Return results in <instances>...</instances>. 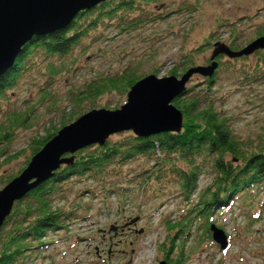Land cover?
Returning <instances> with one entry per match:
<instances>
[{
	"label": "trees",
	"instance_id": "1",
	"mask_svg": "<svg viewBox=\"0 0 264 264\" xmlns=\"http://www.w3.org/2000/svg\"><path fill=\"white\" fill-rule=\"evenodd\" d=\"M160 1L163 0H103L91 9L81 10L66 28L31 37L22 47L14 65L2 77L0 76V99L6 100L7 91L17 88L23 77L24 64L34 50L39 51L34 56L37 62L32 60L34 65L40 61L38 59L40 56L48 62L44 68L49 75L46 85L50 84L61 73L60 67L65 64L68 55L72 54L73 48L81 43L83 38L90 36L92 31L112 24L117 33L121 34L124 31L128 33L135 28L143 27L146 21L165 19L167 13L152 16L150 20L146 16L132 15L135 10L142 12L145 4ZM181 9L188 7L182 5L177 10L178 13ZM257 34V37L264 34V27H261ZM234 41L231 40L227 44L233 50L243 46L236 45ZM207 45L208 42L204 46ZM254 54L257 55V62L252 66L245 62L244 55L229 58L220 54L215 58L217 68L210 76L202 73L190 76V80L194 75H201L202 79L190 86L186 84L184 91L173 99V105L182 111V122L178 131L142 137L128 129L109 134L103 143L88 144L75 152H66L61 157L63 160L53 172V176L14 202L3 226L0 227V264H29L30 256L48 245L45 241L48 231L66 227L67 221L73 215L72 210L64 211L54 199L63 194L70 178L91 177L96 181L100 180L102 181L100 189L107 194L112 190L125 191L129 189L125 183L119 185L107 181L109 174L119 175L121 167L140 154L146 155L147 160L152 159L155 170L149 172L144 180L153 181L157 185L155 193L158 196L162 193L168 197L169 193L166 195L162 180L169 182L172 178L175 179L174 183L179 185L178 191L183 196V201L186 200L189 204L179 218L164 219L162 225L167 228L169 236L159 245V250L164 252L168 264H184L188 258L184 246L195 224L203 230L199 243L207 238L211 240L210 225L214 223L212 214L217 208L222 209L231 205L238 197L249 196L252 199L254 194L264 192V130H261L255 139H241L232 128L235 115H228L223 108L224 101L234 90L246 92L256 90L258 95L255 96L263 98L264 102V48ZM53 57L60 65L50 63ZM225 57L227 59L223 60ZM182 58L178 65L169 69V74L179 77L189 70V67L197 66L191 53L183 55ZM210 58L207 65L211 63ZM157 69L150 74H156ZM224 72H232L229 89L231 91H225L220 84L217 85ZM147 74L140 75L138 70H130L128 67L115 72L104 70L101 74L85 79L82 85L70 88L67 94L65 93L66 102L63 106L56 105L54 88L45 89L46 85L41 88L36 103L26 108L4 110L0 104V189L25 168L24 166L12 175L1 172L3 162L8 161L7 146L13 142L16 132L22 130L24 126H31L30 121L38 106L46 102L49 104L45 113L49 125L42 135L35 136L29 141L28 147L31 150L29 160L66 124L74 122L87 111L102 108L98 106V102L106 93H119L126 96L127 100L128 91L138 79ZM259 82L262 83L260 86L257 85ZM85 102L90 106H85ZM121 106L117 105L114 109ZM51 114L59 117V120L53 122L52 119L55 117L53 115L50 118ZM29 160H26L27 163ZM144 163L147 164L146 161ZM205 168L210 171L211 177L197 192L199 177ZM146 170L147 168H144L138 176L146 174ZM144 180L142 188L147 187ZM89 191L94 193L92 189ZM194 194L195 199L192 198ZM263 206L261 204V208ZM259 217L260 215L252 220L255 221ZM176 246L179 251L173 259L171 254Z\"/></svg>",
	"mask_w": 264,
	"mask_h": 264
},
{
	"label": "rangeland",
	"instance_id": "2",
	"mask_svg": "<svg viewBox=\"0 0 264 264\" xmlns=\"http://www.w3.org/2000/svg\"><path fill=\"white\" fill-rule=\"evenodd\" d=\"M182 5H187L188 9H181L178 13ZM133 14L146 16L149 20L159 14H166L167 17L160 21H146L143 27L128 33H117L112 24L92 31L90 36L83 38L73 48L72 54L60 67L61 73L47 85L49 75L44 66L48 62L40 56V61L34 65L32 60L37 62L34 56L39 52L34 50L24 64L23 77L17 88L7 91L6 100L0 99L1 107L4 110L26 108L36 103L45 85V89L54 88L56 105L63 106L70 88L82 85L85 79L104 70L115 72L128 67L144 75L158 68L155 75L166 77L170 75L169 69L178 65L183 55L188 53L192 54L197 66L208 67L212 45L216 42L229 44L235 40L236 45L246 46L248 41L257 38V31L264 27V0H163L145 4L142 12L135 10ZM207 42L209 45L204 46ZM245 57V62L250 66L256 64L257 55L254 52ZM51 62L60 65L54 57ZM231 74L222 73L217 84L225 91H231ZM200 79L201 75H194L187 85ZM261 84L259 82L257 85ZM255 95H258L256 90H234L223 104L228 115H235L232 128L241 139H255L264 130L263 98ZM125 100L126 96L119 93H106L100 98L98 106L102 107L99 109L114 110L115 106L125 104ZM85 106L90 105L85 102ZM48 108L47 102L38 106L30 121L31 126H24L14 134L13 142L7 146L8 161L3 162L2 173L12 175L26 166V160L31 156L29 141L42 135L49 125L45 116ZM54 117L53 122L59 120L56 115ZM145 156L140 154L130 159L121 167L119 175L109 174L107 181L119 185L125 183L129 188L125 191L112 190L107 194L100 189V180L91 177L70 178L63 194L56 197L54 202L64 211L72 210L73 215L65 228L48 231L45 237L48 245L34 252L29 264H122L129 259L132 264H158L165 260L164 252L159 250V245L169 236L167 228L162 225L163 221L165 218H179L189 204L183 201L178 191L179 185L172 178L169 182L162 180L168 197L155 193L157 185L144 180L149 172L155 170L152 159L147 160ZM144 168H147L146 174L138 176ZM209 172L205 168L200 175L197 192L209 182ZM143 180L147 183L146 188H142ZM195 197L194 194L192 198ZM261 204L264 205V192L254 194L252 199L249 196L238 197L231 205L214 211L213 224L220 226L229 236V248L224 251L212 239L207 238L199 243L203 230L195 224L184 246L188 255L184 264H264V206L261 208ZM258 215L260 217L253 221ZM123 220L136 221L138 233L145 230L140 236L131 234L123 245L113 246L115 252L108 258V237L113 235L112 228ZM117 238L114 237V241L118 242ZM130 241H133L132 245ZM123 248L127 252L121 254ZM178 251L176 246L171 254L173 259Z\"/></svg>",
	"mask_w": 264,
	"mask_h": 264
},
{
	"label": "water",
	"instance_id": "3",
	"mask_svg": "<svg viewBox=\"0 0 264 264\" xmlns=\"http://www.w3.org/2000/svg\"><path fill=\"white\" fill-rule=\"evenodd\" d=\"M101 1L103 0H0V76L14 65L22 47L31 37L66 28L81 10L91 9ZM213 46L208 67H189L179 77L171 74L166 77L147 74L138 79L128 91L127 100L120 108H96L87 111L61 128L34 153L22 173L14 176L0 189V227L16 199L23 198L27 191L53 176L66 152H75L88 144L103 143L109 134L128 129L142 137L178 131L181 127L182 111L173 105V99L184 91L190 76L194 73L210 76L217 68L215 58L220 54L238 58L262 50L264 34L251 39L238 50H233L221 41ZM210 226L212 240L221 250L227 249L229 236L220 226ZM158 264L168 262L163 260Z\"/></svg>",
	"mask_w": 264,
	"mask_h": 264
},
{
	"label": "flooded vegetation",
	"instance_id": "4",
	"mask_svg": "<svg viewBox=\"0 0 264 264\" xmlns=\"http://www.w3.org/2000/svg\"><path fill=\"white\" fill-rule=\"evenodd\" d=\"M137 222L136 221H129V220H123L122 223L115 225L112 228L113 231V235H109L108 237V253H106V256L108 258H111L113 256V253L115 251H113V246H119V245H123V243L126 241V238L129 237L131 234L134 233V235L136 236H140V234H142V232L145 230H142L141 233H138L136 230V226ZM109 233V232H108ZM114 237L117 238V241H114ZM106 237L104 236V239ZM133 244V241H130V245ZM123 252H121V254L126 253L127 251L123 248L122 249ZM133 251V249H132ZM134 252V251H133ZM133 262H131V259H129L127 262L124 261V263L122 264H132Z\"/></svg>",
	"mask_w": 264,
	"mask_h": 264
},
{
	"label": "bare ground",
	"instance_id": "5",
	"mask_svg": "<svg viewBox=\"0 0 264 264\" xmlns=\"http://www.w3.org/2000/svg\"><path fill=\"white\" fill-rule=\"evenodd\" d=\"M153 75H155V74H153ZM157 76V75H156Z\"/></svg>",
	"mask_w": 264,
	"mask_h": 264
}]
</instances>
